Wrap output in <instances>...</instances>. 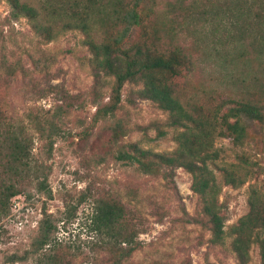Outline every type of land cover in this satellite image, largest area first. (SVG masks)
<instances>
[{"label":"rangeland","instance_id":"374dc122","mask_svg":"<svg viewBox=\"0 0 264 264\" xmlns=\"http://www.w3.org/2000/svg\"><path fill=\"white\" fill-rule=\"evenodd\" d=\"M142 5L148 13L146 30L134 27L125 44L145 38L161 53L179 51L186 60L177 81L184 101L264 103V0H143ZM12 11L7 0H0V101L12 121L32 135L34 156L49 175L53 196L35 183L12 199L0 221V264L46 261L42 251L8 262L11 255L33 249L46 211L56 225V245L45 252L57 254L56 264H261L259 245L254 243L243 261L230 231L249 211L252 189L264 192V125L252 122V136L240 146L230 138L216 140L221 153L217 175L223 166L233 167L246 181L223 185L227 234L214 242L190 172L177 168L172 183L144 172L138 163L116 159L119 150L133 144L154 153L173 152L175 130L159 137L154 128L167 112L139 96L142 84L128 82L119 108L96 120L98 106L111 101L114 79L99 70L96 81L98 63L84 31L61 30L47 40ZM103 30L96 22L92 33L100 39ZM53 86L74 97L58 99ZM89 188L97 195L118 196L143 223L140 247L129 256L122 254L125 244L94 231L95 198L87 197Z\"/></svg>","mask_w":264,"mask_h":264},{"label":"trees","instance_id":"16d2710c","mask_svg":"<svg viewBox=\"0 0 264 264\" xmlns=\"http://www.w3.org/2000/svg\"><path fill=\"white\" fill-rule=\"evenodd\" d=\"M7 1L13 8L14 18H27L36 32L47 40L53 39L61 30L79 28L84 31L98 63L96 81L101 78L99 70L114 79L111 101L98 106L96 120L119 108L128 82L142 84L139 96L154 101L167 112V119L155 121L154 128L159 137L166 136L169 129L175 130L177 147L173 152L154 153L133 144L130 150H119L116 159L138 163L144 172L162 176L172 183L175 182L177 168L190 172L192 190L201 196L202 211L208 217L213 241L221 242L227 234L222 187L224 184L240 186L245 183L246 176L228 166L222 167L220 177L217 175L215 166L221 153L216 140L230 138L235 146L244 144L252 136V122L264 125L263 101L244 98L230 106L226 103L210 106L184 101L177 81L186 60L179 51L161 53L145 38L130 47L125 44L134 27L146 30L148 13L142 5L143 0H40L38 5L25 0ZM96 22L104 27L100 39L92 33ZM146 35L147 31H144L142 36ZM51 91L62 101L68 102V98L74 97L58 86L51 87ZM40 130L45 129L40 127ZM33 145V137L26 126L14 123L0 101V221L9 214L12 199L35 183L40 191L50 198L53 196L49 175L35 158ZM243 158L245 161L248 159ZM88 190L87 197L95 198L91 217L94 231L113 238L120 246L125 244L124 256L139 249L141 242L138 238L143 231V223L136 222L135 213L118 196H101L93 193L91 188ZM249 205L247 214L231 228L233 249L243 261H247L251 246L257 243L261 264H264V192L252 189ZM73 210L76 211V207ZM49 216L46 211L40 233L33 241V249L24 255H11L8 262L25 261L30 253L42 251L46 261L41 259L38 264L58 262L57 254L46 253L52 252L56 245L53 242L56 225Z\"/></svg>","mask_w":264,"mask_h":264}]
</instances>
